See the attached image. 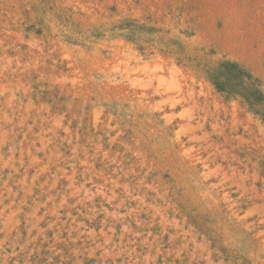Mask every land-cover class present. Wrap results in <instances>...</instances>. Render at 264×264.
I'll list each match as a JSON object with an SVG mask.
<instances>
[{"label": "rangeland", "instance_id": "obj_1", "mask_svg": "<svg viewBox=\"0 0 264 264\" xmlns=\"http://www.w3.org/2000/svg\"><path fill=\"white\" fill-rule=\"evenodd\" d=\"M0 264H264V0H0Z\"/></svg>", "mask_w": 264, "mask_h": 264}, {"label": "bare ground", "instance_id": "obj_2", "mask_svg": "<svg viewBox=\"0 0 264 264\" xmlns=\"http://www.w3.org/2000/svg\"><path fill=\"white\" fill-rule=\"evenodd\" d=\"M201 180V178H199ZM235 213V212H234Z\"/></svg>", "mask_w": 264, "mask_h": 264}]
</instances>
